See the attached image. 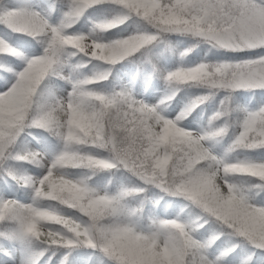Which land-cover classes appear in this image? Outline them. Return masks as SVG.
<instances>
[{"label": "clouds", "instance_id": "1", "mask_svg": "<svg viewBox=\"0 0 264 264\" xmlns=\"http://www.w3.org/2000/svg\"><path fill=\"white\" fill-rule=\"evenodd\" d=\"M81 2L91 3L92 0ZM118 3L123 7L113 18L103 26L93 25L88 35L68 34L66 29L75 22H67L64 14L60 22L52 24L51 28L39 23L17 25V32L38 42L41 49L38 55L28 56L0 39V63H3L2 58L11 56L23 65L19 71L11 73L5 90L0 92V129L6 125L27 127L35 124L58 140L63 153L58 162L46 161L45 173L35 178V186L29 188L32 202L24 203L15 210L23 218L29 233L34 235L31 244L39 251L56 256L66 247L64 240L68 233L82 235L89 241L91 249L107 258L105 264H118L125 246L149 249V245L153 248L159 245L169 255L164 242L176 246H189L190 242L195 245L207 244L213 234L223 233L228 238H236L232 243L234 249L251 246L253 250H259V264H264V227L249 223L253 217L264 218V208L256 205V199L264 191V187L260 186L264 184V162L229 159L236 150L249 149L233 147L235 138L243 136L240 131L224 154L219 156L213 154L206 143H200L204 131L209 128L223 129V136L227 133V118L233 110L230 104L232 90L237 89L232 87L231 77L220 74L218 80L211 67L216 63L184 65L183 61L192 51L207 43L193 34L198 26L185 19L183 12L170 11L167 4L160 7L158 0H118ZM129 19L133 22L132 32L105 39V32ZM171 34L187 36L194 42L186 48L177 49L169 39ZM161 45L175 55L179 63L174 69L161 70L148 61L152 69L149 76L162 82L163 95L156 104L144 105L152 117L153 131L160 133L155 139L159 141L161 134L168 131L172 134L170 140L158 146L149 158L138 159L134 165L123 163L107 147H97L107 153L106 157L82 151L88 146L95 147L94 140L100 139L93 135L95 128L89 118L90 114L99 111V107L89 104L80 110L69 103L67 115L53 111L50 98L64 100L67 95L56 97L41 87L47 77L54 76L50 74L55 66L52 53L61 52L69 59L77 58L78 61L87 57L89 61L99 62L91 74L78 77L88 84H96L106 80L120 62L132 58L136 53H141L146 60L151 49ZM137 61L142 62L140 58ZM192 88L205 91L190 96L175 116L168 118L164 115L169 102L178 92ZM221 91L225 95L208 118L207 129L196 132L180 126L200 105L214 99ZM74 112L77 115L74 116ZM221 118L224 122L216 126L215 122ZM60 122L68 125L63 136L49 131ZM68 135L80 139L74 138L68 142ZM169 144L172 146L170 150L167 147ZM246 144H264V134L257 131L255 135L244 136L241 145ZM200 149L208 150L212 158L200 155ZM69 169L85 172L79 178H70L66 171ZM117 171L122 172L128 182L120 183L115 191H108L107 185L101 190L90 183L93 178L107 173L110 184ZM241 176L258 178L260 183L245 182L239 179ZM165 200L176 205V218L150 216L146 229H141L139 224L144 219L146 206L155 208ZM116 208L135 210L136 215L129 220L117 215L114 211ZM69 212L78 215L73 216ZM3 213L4 209L0 208V216ZM181 217H185L184 222H181ZM90 226L94 229L91 235L88 231H81ZM206 227L209 231L207 239L203 242L194 239V234ZM152 235H156L157 239H149ZM220 238L213 240L207 248ZM253 255L255 251L243 256L238 264H252ZM225 256L222 250L210 260L222 264Z\"/></svg>", "mask_w": 264, "mask_h": 264}, {"label": "snow or ice", "instance_id": "2", "mask_svg": "<svg viewBox=\"0 0 264 264\" xmlns=\"http://www.w3.org/2000/svg\"><path fill=\"white\" fill-rule=\"evenodd\" d=\"M98 4H107L116 9L123 7L118 3V0H92L91 3H82L81 0H66L67 10L64 12V18L67 22L74 23L88 8ZM165 4H167L170 11L183 12L185 19L198 26L193 34L213 48L232 51L264 49V0H158L160 7ZM107 22L109 20L94 25L103 26ZM25 23H39L46 28L52 27L46 16L37 11L17 8L0 11V24L10 31L17 32V25ZM52 55L55 66L50 74L65 79L70 85L71 91H68L64 100H56L55 97H51V107L53 111L64 112L67 115V105L69 103L73 105L74 109L80 110H83L89 104L97 105L99 111L90 114L89 117L95 128L93 135L100 137V139L94 140L96 148H110L116 154L117 159H121L123 163L134 165L138 162V159L149 158L155 149L163 144L161 139L159 141L155 139L160 136V133L153 131L152 117L144 103L133 99L129 92L125 90L113 91L108 95L95 91L91 87L93 84H88L75 75L82 66L81 64L71 63L69 56L61 52H54ZM211 67L214 69L218 80L220 74L229 75L231 85L234 88L264 89V55L235 63H216ZM65 68L68 70L67 77L61 75ZM73 115L75 116L77 113L74 112ZM67 127V124L60 122L51 127L49 131L63 136L65 134L64 129ZM31 128L38 127L35 124L27 127L17 124L15 127L6 125L0 129L3 132V135L0 136V162L8 160L23 161L38 168H44L46 161L58 162L62 159L63 153L61 151L50 160L46 159L45 155L39 151L27 148L16 151L18 138ZM239 128L243 136L235 138L233 147L264 148V144L241 145L244 136L255 135L257 131L264 134V107L254 112H247L240 122ZM223 134V129L209 128L204 131L200 143L203 144L214 138H219ZM74 138L80 139V137L68 135V142H71ZM167 147L170 150L172 146L169 144ZM169 154H171L170 151ZM200 155L208 159L212 158V154L206 149H200ZM12 178L18 184H23L27 188L35 186V178L33 177L13 175ZM260 186L264 187V184ZM22 204L24 203L12 199H0V208L4 209L3 215L0 216V223L10 225L9 231L0 232V239L19 241L22 245L31 244L34 235L29 233L23 218L15 211ZM261 208H264V206H261ZM114 211L117 215H123L129 220L136 215L135 210L132 209L116 208ZM81 231H88L91 235L94 229L90 226L88 229H81ZM221 236H223V233L213 234V238L207 244L195 245L190 242L189 246H176L164 242V247L169 250L172 264H215L205 254V250L208 244ZM149 239L156 240L157 236L152 235ZM64 243L66 244L64 248L65 256L61 264H67V254L74 248H91L89 241L84 236L72 233L67 234ZM149 249H154L157 253H164L159 245L155 248L149 245ZM0 250L4 252L5 256H9L6 250ZM234 250V246L229 244L225 247L224 254L228 255ZM44 254V251L33 252L32 258L27 261V264H39L38 258ZM9 258L13 259L14 264V258ZM21 264H26V262L22 259ZM118 264H131V260L121 255L118 258Z\"/></svg>", "mask_w": 264, "mask_h": 264}, {"label": "trees", "instance_id": "3", "mask_svg": "<svg viewBox=\"0 0 264 264\" xmlns=\"http://www.w3.org/2000/svg\"><path fill=\"white\" fill-rule=\"evenodd\" d=\"M5 3L9 5V8H6L4 6ZM31 5H36L38 7L47 9L52 14L55 10L59 8H64L62 9L63 14L67 10L66 0H0V11H3L5 9H13V8L31 11L30 10ZM87 10H91V11L103 10L105 12L104 18L96 23H99L104 20H110L119 11V9H116L107 4H98L93 7L88 8ZM87 10L78 18V20L70 28H76L78 26L80 21L83 18H85ZM121 30H124L123 34H120L118 36H112L111 38H117V37L124 36L132 32L134 30L132 20L129 19L124 24H121L116 28L110 29L104 34L114 35ZM0 31L4 33L5 40L12 47L17 48L21 52L25 54L36 52V51L41 52L38 42L34 40L32 37H29L23 33L10 31L8 28H6L2 24H0ZM171 37L173 38V40L171 41L172 44H174L179 49L186 48L190 44L193 43L192 38H189L187 36L176 34V35H171ZM156 48L159 51L157 56L153 55L152 53H148L147 59L145 60L141 53H136L134 54L132 58H128L125 61H122L119 64H117L113 68L111 73L108 75V78L106 80L99 81L98 83L93 84L91 87L95 91L101 94H103V91L105 90L106 91L110 90L113 85L117 84L118 82L117 70L121 69V70H124L129 75L130 85L133 88L139 87V89L143 93L148 92L153 81H157V83H159L163 88V84L158 78H155V77L150 78L149 73L152 71V69L148 61L150 60L152 63L156 65L157 68L163 70V67L168 66L170 62L169 57L171 53L165 50L163 45L158 46ZM156 48H154V50ZM231 54L232 53L230 50L222 49V48H213L208 44H201L194 51H192L190 55L186 58V60L183 62L184 63L190 62L192 59L197 58L199 60V63L201 62L205 63V60H209L210 58H215V59L225 58L226 59L228 57H232ZM137 58H140V61L142 62H138ZM2 59H3V63H0V83H2L4 79H6L10 75V72H9L10 65L16 64L19 62L18 59H16L15 57H11V56H8ZM70 62L74 64L79 62L82 65L77 70V73H75V75L78 77H80L83 74H91L95 70V66L99 63L96 61H89L87 57L83 58V61H78L77 58H71ZM61 80L62 79L60 76L54 75V76L47 77L41 87L43 90H45L47 93L50 94L49 86L55 84L56 81L61 82ZM204 91H205L204 89H199V88L181 90L180 92L176 94L174 99L170 101L169 103L174 102L177 96H182L184 99L183 100V105H184V103L190 96L203 94ZM258 98L264 99V89L250 88V89H236L232 91L230 104L233 110L231 111L230 115L227 118L228 123H229L227 132H230L233 128H236L239 125L240 116H239V109L237 107V104L243 101L246 104L250 105V104L255 103ZM220 100H215L214 98L210 101H206L204 104L200 105L188 119H190L192 116L197 114L198 119L203 126V130L207 129L209 127L208 118L213 114V112L216 111V108ZM210 107H213L214 110L211 113H207ZM223 122L224 120L223 118H221V120L215 122V124L216 126H219ZM171 135L172 134L168 131L163 132L160 137L161 142L167 143L170 140ZM53 140H56V138L50 135L47 131L43 129H38V128H31V129L26 130L24 133H22L21 136L18 138V142L16 145V151L23 150L24 148L28 149L29 141L34 142L36 144H44L48 141H53ZM207 142L209 143L210 150L219 152V155H222L224 154L225 150L227 149V147L232 141L227 142L225 140V135H224L222 138H214ZM88 148L99 150L100 152L105 153L107 155V153L104 152L102 149L92 147V146L85 147L82 149V151ZM262 150L264 151V148L239 149L231 153L229 156V159L244 157L253 152L262 151ZM22 163H26V162L14 161V160L0 162V197L3 192V183H2L3 179H7L8 181L14 183L15 186L18 188V191H21L27 188L25 186H22L21 184H18L16 180L12 178L13 175L17 177L25 176L21 169ZM73 170H81V169H69L66 171L70 172ZM82 171H85V170H82ZM5 173H8V174L6 175ZM105 174L107 175V177L104 181V186L107 185L108 189H111L112 183H114L113 180H119L116 182L119 185L120 183L128 182L126 179L123 178L122 172L117 171L115 172L112 182L109 184L108 183L109 176L107 173ZM239 179L245 182L260 183L258 181V178H249V177L241 176L239 177ZM257 191H261V190L257 189ZM258 198H262V201L264 203V191H261V196ZM159 209L160 210H172L174 211L175 216L177 214L176 205L174 203H171L168 200H165V201H161L160 204L156 206L155 208H153L151 205L146 206L145 211H144V219L141 222H146L145 217L147 218V215H146L147 210H154L155 212H158ZM69 214L73 216L78 215L76 213H71V212H69ZM184 220H185V217H181V222H184ZM249 223L255 227H264V221L259 220V219H250ZM9 230H10V225L0 223V232H7ZM208 235H209V231L207 230V227H206L205 229L200 230L199 233L194 234V239H197L203 242L205 239H207ZM235 239L236 238H228L226 236H221V238L217 240L210 248H207L205 252H210L211 259H212L216 257L217 255H219V253L222 250H224L226 246L234 243ZM2 241H11V240L0 239V243ZM11 242H13L14 244L18 245L20 248L23 249L24 260L26 264H27V261L31 260L32 253L39 251L32 244L22 245L19 241H11ZM61 251H63L62 257H64L65 250L62 249ZM253 251H255V255L252 256V264H254L255 260L259 262L261 260V254L259 250H253L251 246H248L247 248L236 247L234 251H232L227 256L222 258V264H229L228 262L233 259L232 256L234 254H237L239 256V259L237 261H234L233 263L238 264L239 260L243 256ZM48 253L50 252H45L43 256L38 258L39 263L44 259V257ZM122 254L131 260V264H155L156 262V258L154 256V253L151 251V249H144V248L129 245V246H125L122 249ZM78 255L87 259L91 264H105V261L107 260L106 257L100 256V254L97 253V251L94 249L87 248V247H78V248H74L70 253L67 254V264H71V261L74 259L73 256H78ZM5 257L6 256L4 255V252L0 250V261L2 258H5ZM58 264H59V261H58Z\"/></svg>", "mask_w": 264, "mask_h": 264}, {"label": "rangeland", "instance_id": "4", "mask_svg": "<svg viewBox=\"0 0 264 264\" xmlns=\"http://www.w3.org/2000/svg\"><path fill=\"white\" fill-rule=\"evenodd\" d=\"M4 6L6 8H9V5L6 3L4 4ZM30 9H31V11H37V12H40L42 15H45L46 18L48 19L49 23L55 25V24L59 23L60 20L62 19V17H63L62 9H64V8H59V9L55 10L53 12V14L48 13V10H46V9H40L36 6H31ZM104 16H105V12L103 10H96V11L87 10L85 18H83L80 21L78 26L76 28L66 29V32L68 34L88 35L89 30L91 29L93 24L100 21L101 19H103ZM123 33H124V30H121L114 35L113 34H103V35H104L105 39H110L112 36H118V35L123 34ZM171 35H176V34H171ZM171 35L169 36L170 41L173 40ZM0 37H1V39L5 40V36H4V33L2 31H0ZM192 42H194L193 39H192ZM176 48L179 49L178 47H176ZM230 51L232 53L231 54L232 57H228L226 59L225 58H223V59L210 58L209 60H205V63H235V62H239V61H243V60L253 59V58L257 57L258 55H264V49L239 50V51L230 50ZM149 53H152L153 55L157 56L159 51L157 50V48L155 50L153 48V49H151V51ZM38 54H40V51L28 53L26 55L32 56V55H38ZM169 60H170V62L168 64V66H166V67L164 66L163 70L174 69L177 66V64L179 63V61L177 60V58L173 54H170ZM198 63H199V60L197 58H194L190 62L184 63V65L185 66H194ZM22 66L23 65L20 61L16 64L10 65V67H9L10 75L6 79H4V81L2 83H0V92L5 90L6 81L11 78V73L13 71H19L22 68ZM117 74H118L117 84L113 85L110 90L103 91V94L108 95L113 91L125 90V91L129 92V94L132 96L133 99L141 101L142 103L149 105V106L156 104L161 99V97L163 95V88L159 83H157V81H153L148 92L143 93V92H141L139 87L133 88L130 85L129 75L124 70L118 69ZM61 75L64 77L68 76L67 68H65L62 71ZM237 89H246V88H237ZM256 89H261V88H256ZM70 90H71L70 85L66 82L65 79H62L61 82L56 81L55 84L49 86L50 94L53 96H56V97L66 96L68 91H70ZM234 90H236V89H234ZM223 96H224V93H223V91H221L215 97V100H220L221 97H223ZM183 100L184 99L182 96H177V98L174 102L168 104L167 110L164 113V115H166L168 118L175 116V114L183 106ZM261 106H264V99L263 98H258L255 103L250 104V105L246 104L243 101L239 102L237 104V107L239 109V116H240L239 124L243 120V118L247 112L257 111L261 108ZM213 110H214V108L210 107L208 109L207 113H211ZM180 126L185 127L186 129H189L192 131H196V132H200L203 130V126L200 123L197 114L192 116L190 119L183 121ZM239 131H240V128L238 125L236 128H233L230 132H227V134H225V140L227 142L233 141L235 136H237L239 134ZM206 147L209 148L208 142H206ZM28 149L39 151L45 155L46 159L50 160L55 154H57L61 150V144L58 142L57 139L53 140V141H48L44 144H36L34 142L29 141ZM84 151L89 153V154L96 155L99 157H106L107 156L105 153H102L99 150H94L92 148H88ZM210 151L213 154L219 156V152L212 151V150H210ZM230 159L231 160L248 159V160H251L252 162L260 163V162H264V151L263 150L257 151V152H253V153H251L247 156H244V157L230 158ZM21 169H22V172L25 176H29V177H33V178L41 177L46 171V169H44V168H38L34 165L27 164V163H22ZM84 172L85 171H82V170H73V171H70L67 173H68L70 178H79L84 174ZM106 177H107L106 174H101L100 176L93 178L90 181V183L93 186H96V187L100 188L101 190H103L105 187L104 181H105ZM113 181H114V183H112L111 189H109L108 191H115L117 189V187L119 186V184L116 183L119 180H113ZM2 183H3V192H2L0 199H12V200H16L20 203H31L32 202L31 201V190L29 188L18 191V188L15 186V184L8 181L7 179H3ZM256 205L257 206H264L262 198L256 199ZM146 215H147V218L150 216H155L159 219H174V218H176L174 211H172V210H160L159 209L158 212H155L154 210H147ZM147 218L145 217L146 222H140L139 227L141 229H146L147 220H148ZM251 219H259V220L264 221V218H260V217H253ZM0 249L6 250L9 253V256H6L5 258L1 259L0 264H13V259H10L9 257L14 258V264H21V260L22 259L24 260L23 249L11 241H2L0 243ZM151 251L154 253V256L156 258L155 264H171L170 255H166L165 253H157L154 249H151ZM214 251H216V250H214ZM205 254L208 256L209 259H211V253L210 252H205ZM62 255H63V251H61L60 253H57L56 256H52L51 253H48L39 264H58V261L61 259ZM50 256H51V259H49ZM232 257H233V259L228 262L229 264H234L233 262L237 261L239 259V256L237 254H234ZM73 258L74 259L71 261V264H91L87 259H85L84 257H81L79 255L73 256ZM258 263L259 262L257 260H255L254 264H258Z\"/></svg>", "mask_w": 264, "mask_h": 264}]
</instances>
